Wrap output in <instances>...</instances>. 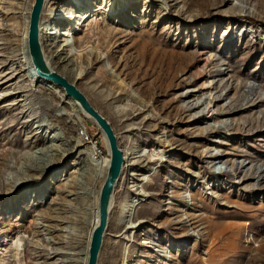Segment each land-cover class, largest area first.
<instances>
[{
	"label": "rangeland",
	"instance_id": "rangeland-1",
	"mask_svg": "<svg viewBox=\"0 0 264 264\" xmlns=\"http://www.w3.org/2000/svg\"><path fill=\"white\" fill-rule=\"evenodd\" d=\"M28 2L0 0V127L13 114L33 119L22 142L54 106L73 114L9 59L19 54ZM42 12V44L66 49L76 65L54 59L55 68L109 121L124 153L97 264L209 262L208 233L227 224L242 230L243 247L264 242V173L256 178L264 172V0H47ZM109 96L118 101L107 106ZM26 103L33 113L22 117ZM83 127H73L83 144L57 168L16 191L0 188V264H17L16 252L20 264L80 262L84 245L60 229H81V215L53 200L70 190L79 156L94 148L109 158L97 125L86 119L82 135ZM120 207L127 219L115 231ZM50 208L69 223L51 234L55 222L41 217Z\"/></svg>",
	"mask_w": 264,
	"mask_h": 264
},
{
	"label": "bare ground",
	"instance_id": "bare-ground-1",
	"mask_svg": "<svg viewBox=\"0 0 264 264\" xmlns=\"http://www.w3.org/2000/svg\"><path fill=\"white\" fill-rule=\"evenodd\" d=\"M33 0H29L28 5L25 6V27L27 28L28 14L29 9ZM47 0L43 1L41 14L38 23V40L42 51V56L44 62L49 70L55 71L60 75L67 78L69 80L66 72L60 71L54 66V59L60 61L61 64H64V67H70L71 70L74 71L75 64L73 59L68 56V52L63 50L60 46L55 47L54 50H47L42 44V39L40 40V25L41 18L43 14V10L45 8ZM27 3V2H26ZM76 16V15H75ZM9 57L10 61H16L23 65L24 71H28L27 74L28 80L31 84L37 83L41 85H45L46 88L51 89L53 95L52 100L55 98L59 99L61 103L67 105L71 114H65L60 112L61 107L54 106L47 114V123L46 125L40 124L32 130L31 137L27 138L25 142H22L20 136L25 133L27 128H31V122L34 120H19L18 114H13L10 117H6V119L11 122L10 125L4 126L6 122L1 123L0 127V188L3 190L16 191L19 187L25 186L28 183H31L35 180H40L42 175L45 172L52 171L57 166L62 163L66 158L72 156L77 150L80 144H83L81 137L79 134L73 135L74 125L78 128L82 129V125L85 127V120L93 121L86 113H84L78 104L72 100L70 97L66 96L62 88L52 84L49 81H46L38 76H36L35 71L33 69V65L31 63L27 45H26V31L23 34L21 48L19 54L13 55ZM65 69V68H64ZM70 70V71H71ZM72 71V72H73ZM71 72V73H72ZM70 73V74H71ZM73 75V74H72ZM107 100V106H111L115 104L118 99L117 97L109 96ZM261 101L260 103H263ZM202 104L196 103L193 106L180 107L183 111H190L195 108H199ZM32 106L30 103H26L21 106L19 113L21 112L23 116H29L32 112ZM64 107V106H63ZM65 108V107H64ZM54 112H59L58 114H54ZM127 113V112H126ZM264 113V111H263ZM123 116V115H122ZM4 117V116H3ZM74 118L76 123H74L71 118ZM126 120L132 121L133 118H130L131 115L126 114ZM204 116H202L203 118ZM29 118V117H28ZM84 118V119H83ZM68 119V120H67ZM33 120V121H32ZM201 121V117L197 119ZM49 121L51 123H49ZM57 125H55V124ZM131 123V122H130ZM111 125V124H110ZM264 125V116L262 117L260 122H257V126L262 127ZM5 128H2V127ZM83 127V133H87L86 129ZM59 128L60 132L54 134L55 129ZM221 127H216V131H220L221 129H225ZM215 129V127H214ZM10 130H13L10 133ZM52 133V137L50 138L49 133ZM104 138V137H103ZM105 141V139H104ZM41 143V147L37 148L36 151L29 153L34 148L39 146ZM118 146L119 143L117 142ZM120 148V146H119ZM121 149V148H120ZM122 151V149H121ZM122 164L120 174L123 173L124 166V153L122 151ZM108 157H101L96 154L94 148H91L84 154V157H80L77 159L75 163L77 165V169L71 171L70 175H75L73 179L70 181L67 188H61V190L56 191V198L53 200V204H60L65 209L69 210V212L75 213L77 215H81L75 223L77 225H82L85 231L81 229H74L75 232H72L73 229L64 226L60 231L64 232L65 235L69 236V239H74L75 245L82 243L84 248L80 262L78 264H86L87 258V247L89 242V237L92 229L96 226L98 221V213H97V197H98V185L101 181H103L107 166H108ZM217 166L214 165L212 169L214 170ZM8 171L11 173V177L7 178ZM212 171V170H211ZM256 172V171H255ZM264 173L263 171H257L256 178L260 177V174ZM54 174V173H53ZM53 174L51 176H53ZM225 174V173H223ZM264 178V177H263ZM73 180H75L73 182ZM117 183V181H116ZM116 183L112 188L109 203L107 207V219L105 224V229L108 225V218L110 209L112 207V202L114 200V191L116 187ZM72 184V185H71ZM71 185V186H70ZM50 192V191H49ZM26 193V192H25ZM52 204V205H53ZM46 214L42 215L43 221L46 223L55 222V225L46 226L49 234L56 231V227L59 224H67V219L60 216L59 209H48ZM124 211L123 207L119 208V216L117 220H119L118 226L114 229L115 231H120L123 223L126 221L121 213ZM64 212L61 210V213ZM129 219H132L131 217ZM69 224V223H68ZM88 225V226H86ZM70 226V225H69ZM88 227V228H87ZM104 229V231H105ZM217 232L212 235L208 233V240H213V244L209 245L206 251V255L209 256L210 261H204L199 259L195 264H264V242H262L256 249H251L250 247H243L240 243V240L243 236L242 230L239 229L237 225L227 224L221 226L216 229ZM46 231V232H47ZM103 231V235H104ZM200 233V232H198ZM102 235V236H103ZM53 239V238H51ZM53 244H56L53 241L49 240ZM18 242V241H17ZM102 242V240H101ZM101 247V246H100ZM18 248L15 246V249ZM100 249V248H99ZM100 251V250H99ZM98 251V256L99 252ZM62 252L60 248L54 247L51 249V254L54 256L60 255ZM25 254H23L22 260L25 259ZM115 257V256H114ZM15 262L20 264V259L18 258V252L15 254ZM24 264H30L25 262Z\"/></svg>",
	"mask_w": 264,
	"mask_h": 264
},
{
	"label": "water",
	"instance_id": "water-1",
	"mask_svg": "<svg viewBox=\"0 0 264 264\" xmlns=\"http://www.w3.org/2000/svg\"><path fill=\"white\" fill-rule=\"evenodd\" d=\"M44 0H33L29 9L26 45L36 76L62 88L65 95L74 100L99 128L106 143L109 155L105 177L101 183L97 197L98 221L92 229L87 247L86 264H97L98 251L107 219V207L113 186L119 178L123 161L122 151L117 144V136L109 121L101 115L89 102L87 97L76 86L59 73L49 70L44 62L38 40V23Z\"/></svg>",
	"mask_w": 264,
	"mask_h": 264
}]
</instances>
